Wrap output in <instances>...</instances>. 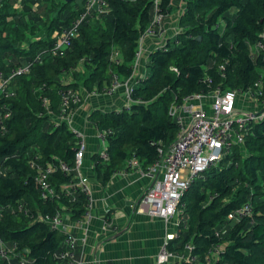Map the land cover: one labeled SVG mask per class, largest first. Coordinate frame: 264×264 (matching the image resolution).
<instances>
[{"label":"trees","instance_id":"trees-1","mask_svg":"<svg viewBox=\"0 0 264 264\" xmlns=\"http://www.w3.org/2000/svg\"><path fill=\"white\" fill-rule=\"evenodd\" d=\"M17 1L0 0V73L8 77L14 68L32 66L12 80L14 97L0 98V238L17 244L15 256L0 258V264H19L23 256L27 264H67L60 256L65 232L42 218L65 212L82 220L90 200L73 189L79 139L66 119L56 118L62 95L102 93L114 76L122 83L133 76L155 0H106L109 13L84 24L61 57L52 55L53 36L70 27L86 0H47L49 16L44 19L34 9L41 0H22L21 11L14 8ZM177 1L159 0L160 13L166 17L180 10ZM180 1L179 31L150 54L149 75L132 88L130 105L119 111L94 110L89 116L97 131L106 132L109 159H102L101 152L92 157L102 183L133 159L147 172L160 151L174 144L179 126L170 114L172 106L188 96H209L218 87L255 89L262 76L264 50L256 47L264 31V0ZM43 30L46 35L38 38ZM38 56L42 63L34 64ZM82 104L73 105L69 114ZM249 127L245 144L201 174L183 196L187 229L169 250L192 245L199 261L187 264H206V252L216 245L222 252L213 264H264V120ZM62 163L73 171L62 172ZM47 166L54 168L49 181L56 195L43 200L36 175L37 168ZM248 203L251 217L229 219Z\"/></svg>","mask_w":264,"mask_h":264},{"label":"built area","instance_id":"built-area-1","mask_svg":"<svg viewBox=\"0 0 264 264\" xmlns=\"http://www.w3.org/2000/svg\"><path fill=\"white\" fill-rule=\"evenodd\" d=\"M108 13L109 9L106 0H86L84 9L71 23L70 27L55 32L53 36L54 43L51 47L52 55L54 57L63 56L66 49L79 37L80 28L84 24H88L99 17H104ZM163 20L164 16L160 13L159 0H155L154 17L151 25L139 41V48L134 61L135 64L142 58V46L146 37L163 38L165 36L166 31ZM256 49L259 51L264 50V31L261 34V41L257 44ZM113 61L119 62L118 57L113 56ZM41 63L42 59L39 56L36 57L34 64ZM31 66L29 64L14 68L9 72L8 77L0 73V98L9 99L14 97V92L11 90L12 80L28 74ZM140 79L142 78H138V81ZM122 86L127 87L128 83H122L114 76L113 84L108 91L112 93ZM131 93L132 87L128 89L129 99ZM241 95L255 99L261 106L262 110L260 113L251 114L249 112L242 113L239 111L237 109V99ZM209 96L212 99L210 111L198 105L199 102L207 98V95L204 93L188 96L184 99L183 103L171 107L170 114L175 118L179 126L177 140L166 152L163 150L160 151V159L147 172L141 170L142 168L136 159L128 161L126 168L120 171L127 173L130 170H139L149 174L153 179L152 185L139 202L141 212L165 221H170L176 217L178 218L177 232L166 236L156 264H187L199 261V258L192 254L194 247L188 244L185 249L189 251L190 255L186 263H171L173 253L169 250V245L181 236L183 229H187V224L182 218L181 213L185 206L182 203L183 196L201 174L221 163L227 155L232 153L235 146H243L245 144L246 135L250 128L249 125L252 122L264 120L263 76L257 81L255 89L249 88L246 91H238L223 90L221 87H218ZM82 101L83 98L75 91L63 93L61 110L59 118L56 117L57 120L62 121L67 119L70 116L68 110L73 105H80ZM3 109L6 111L5 117H9L6 106ZM76 134L79 139L74 169L77 180L73 189L75 188L76 191L85 194L90 200L85 216L87 218L91 210V189L88 184V178L81 172L86 152V141L83 134L78 132ZM99 138L103 143L101 157L104 160H108L106 132L100 133ZM30 166L32 168L36 167L33 162ZM61 170L65 174L73 171L66 163L61 164ZM53 171L54 168L51 166L37 168L36 183L43 200H50L56 195V190L49 181V176ZM252 212L253 207L248 203L231 213L229 219L242 220L251 217ZM42 220L50 224L53 229H61L64 231L61 213H57L52 217H44ZM76 247V238L72 234L65 232L64 250L60 256L67 264H79L75 258ZM16 251V243L8 244L0 238L1 259L10 260L11 257L15 256ZM221 252L222 247L220 245L211 247L206 252L204 258L205 263H215ZM19 264H27L24 256L21 258Z\"/></svg>","mask_w":264,"mask_h":264},{"label":"crops","instance_id":"crops-1","mask_svg":"<svg viewBox=\"0 0 264 264\" xmlns=\"http://www.w3.org/2000/svg\"><path fill=\"white\" fill-rule=\"evenodd\" d=\"M176 3L181 7L180 10L164 17L165 36L144 39L142 58L138 63H133V76L126 80L129 87L122 86L112 93L82 91L83 104L74 109L66 119L71 129L75 133L83 134L85 138L86 152L81 172L88 178L91 189L89 217L73 220L70 214H62L64 231L77 240L75 258L79 264H156L166 236L177 232V217L165 221L140 211L139 202L153 183L149 174L139 170H130L127 173L119 171L107 183H102L97 178L92 157L102 151L103 143L99 138L100 132L89 122V116L94 110L119 111L130 105L128 89L137 84L138 78L149 75L150 54L179 31L177 20L184 7L180 0ZM22 4V0H19L14 8L21 11ZM47 7L48 1L41 0L34 9L44 19L49 16L46 13ZM40 24L42 28L43 22ZM45 35L43 30L38 38H44ZM260 72L264 76V70ZM211 104L210 96L198 103L208 111ZM237 109L251 114H258L262 110L255 99L245 95L237 99ZM172 253L171 263H186L190 255L185 248Z\"/></svg>","mask_w":264,"mask_h":264},{"label":"water","instance_id":"water-1","mask_svg":"<svg viewBox=\"0 0 264 264\" xmlns=\"http://www.w3.org/2000/svg\"><path fill=\"white\" fill-rule=\"evenodd\" d=\"M71 1H73V0H66L67 3L71 2Z\"/></svg>","mask_w":264,"mask_h":264},{"label":"rangeland","instance_id":"rangeland-1","mask_svg":"<svg viewBox=\"0 0 264 264\" xmlns=\"http://www.w3.org/2000/svg\"><path fill=\"white\" fill-rule=\"evenodd\" d=\"M77 2V1H76ZM242 113H244V111H241Z\"/></svg>","mask_w":264,"mask_h":264}]
</instances>
